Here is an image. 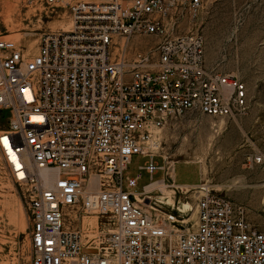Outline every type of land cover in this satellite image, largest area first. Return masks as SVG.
<instances>
[{
    "label": "built area",
    "instance_id": "built-area-1",
    "mask_svg": "<svg viewBox=\"0 0 264 264\" xmlns=\"http://www.w3.org/2000/svg\"><path fill=\"white\" fill-rule=\"evenodd\" d=\"M202 3L22 0L65 14L57 19L67 27L42 33L28 57L0 39V164L25 205L29 264H264V231L240 204L207 184H176L154 163L150 141L170 118L247 110L246 85L206 65L191 27ZM135 155L151 180L139 193V176L123 177ZM161 187L195 199L193 228L153 203Z\"/></svg>",
    "mask_w": 264,
    "mask_h": 264
},
{
    "label": "rangeland",
    "instance_id": "rangeland-1",
    "mask_svg": "<svg viewBox=\"0 0 264 264\" xmlns=\"http://www.w3.org/2000/svg\"><path fill=\"white\" fill-rule=\"evenodd\" d=\"M57 17L65 18V14L51 15L40 8L26 7L22 0H0V39L14 42L28 57L37 48L42 33L67 28ZM191 27L204 38L206 65L234 75L246 85L247 110L234 120L199 111L170 118L157 134L160 146L154 163L159 167L173 164L176 184H207L240 204L248 222L264 231V164L255 162L258 154L264 156V0H203L199 18ZM7 123L8 113L0 111V130ZM145 163L135 155L123 174L124 179L139 176L135 193L151 182L140 169ZM161 178L162 172H157L152 181ZM170 191H164V200L156 201L185 216L193 228L195 199L178 204V196L175 202ZM199 195L194 194V198ZM84 219L85 229L91 232L95 218ZM0 264H29L25 205L1 164Z\"/></svg>",
    "mask_w": 264,
    "mask_h": 264
},
{
    "label": "bare ground",
    "instance_id": "bare-ground-1",
    "mask_svg": "<svg viewBox=\"0 0 264 264\" xmlns=\"http://www.w3.org/2000/svg\"><path fill=\"white\" fill-rule=\"evenodd\" d=\"M36 49L37 48H35L34 50H33V53L31 54V55H33L35 52H36ZM158 134V133H157ZM157 134H155L153 137H152V139H151V141H150V145L154 148V151L156 152V150L159 148V142L157 141ZM157 153V152H156ZM170 163V162H169ZM163 169H164V171H165V175L167 176V177H169V176H172V175H174V174H172V169H173V164L171 165V167L170 166H168V165H166V163H165V166L163 167ZM232 184V183H231ZM156 185H158V184H154V185H152V186H149V187H146V191H148V190H151L152 188H154ZM200 185V184H199ZM199 185H197V186H199ZM181 186H184V185H181ZM186 186V185H185ZM189 186V185H188ZM162 188V194L161 195H158V196H155V197H153L152 198V200H153V203L154 204H156V205H158V206H161V207H163V208H166V209H169V208H167V207H165V206H163V205H160L157 201H156V199L157 198H162V200H164V197H165V195H164V191L165 190H171V189H169V188H166V187H161ZM172 191V190H171ZM170 191V192H171ZM173 192V191H172ZM173 200L175 201V193L173 192ZM135 198H136V200H138V202H140V199L138 198V196H135ZM182 200H179L178 201V204H180V202H181ZM176 202V201H175ZM178 206V205H177ZM169 210H171V209H169ZM195 212V211H194ZM176 214L178 215V216H181L178 212H176ZM185 217V216H184ZM86 218H88V217H86ZM87 219H84L83 220V226H86L87 225V221H86Z\"/></svg>",
    "mask_w": 264,
    "mask_h": 264
},
{
    "label": "crops",
    "instance_id": "crops-1",
    "mask_svg": "<svg viewBox=\"0 0 264 264\" xmlns=\"http://www.w3.org/2000/svg\"><path fill=\"white\" fill-rule=\"evenodd\" d=\"M174 167H175V166H173V169H172V174H174Z\"/></svg>",
    "mask_w": 264,
    "mask_h": 264
}]
</instances>
